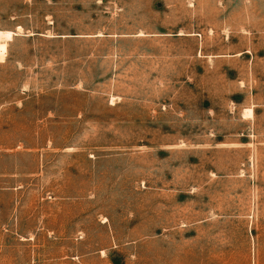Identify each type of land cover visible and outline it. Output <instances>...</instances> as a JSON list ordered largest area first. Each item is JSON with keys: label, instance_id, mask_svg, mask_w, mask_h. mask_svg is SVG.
<instances>
[{"label": "rangeland", "instance_id": "374dc122", "mask_svg": "<svg viewBox=\"0 0 264 264\" xmlns=\"http://www.w3.org/2000/svg\"><path fill=\"white\" fill-rule=\"evenodd\" d=\"M0 30V264H264V0H0Z\"/></svg>", "mask_w": 264, "mask_h": 264}, {"label": "bare ground", "instance_id": "6f19581e", "mask_svg": "<svg viewBox=\"0 0 264 264\" xmlns=\"http://www.w3.org/2000/svg\"><path fill=\"white\" fill-rule=\"evenodd\" d=\"M12 36H13V33H11V32H5V31H1L0 30V40H2V39L9 40V39L12 38ZM247 113H248V115H251L250 110H248Z\"/></svg>", "mask_w": 264, "mask_h": 264}]
</instances>
